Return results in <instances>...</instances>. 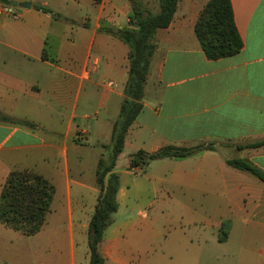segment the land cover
<instances>
[{
	"label": "crops",
	"instance_id": "crops-1",
	"mask_svg": "<svg viewBox=\"0 0 264 264\" xmlns=\"http://www.w3.org/2000/svg\"><path fill=\"white\" fill-rule=\"evenodd\" d=\"M135 1L158 9L157 0ZM207 1L178 0L154 34L143 107L115 164L118 208L101 241L105 264H264V182L226 162L243 158L264 172V144L236 148L264 140V0H230L243 47L215 60L194 32ZM130 12L129 0H0V192L14 169H32L54 187L35 234L0 223V264L89 263L99 148L110 143L128 77V46L105 28L131 26ZM199 144L213 149L130 166L138 150ZM158 197L180 204V219L160 222ZM243 252L261 259L240 262Z\"/></svg>",
	"mask_w": 264,
	"mask_h": 264
},
{
	"label": "trees",
	"instance_id": "trees-1",
	"mask_svg": "<svg viewBox=\"0 0 264 264\" xmlns=\"http://www.w3.org/2000/svg\"><path fill=\"white\" fill-rule=\"evenodd\" d=\"M100 0H94L99 2ZM131 1L128 16L129 27H106L105 31L123 41L128 46V77L124 87L126 97L123 99L119 114L112 125L109 144H101V154L95 169V184L98 195L88 229V264H105L100 251L105 229L113 222L117 211L116 199L119 188V175L114 170L119 154L123 150L127 131L143 107L144 86L155 44L153 37L157 29L169 25L177 7L178 0H157L158 9L154 12L142 6L140 1ZM9 3V2H8ZM42 11H50L42 5H34ZM194 32L200 47L207 58L215 60L238 53L243 41L237 31L230 0H208L200 11ZM31 125L28 122H21ZM264 140L244 147H259ZM213 146L199 144L194 147H177L167 145L152 153L143 150L134 152L130 157V166L146 165L149 161L164 157H187ZM230 166L251 173L264 182V172L243 158L226 160ZM52 183L32 169H14L9 172L0 192V223L19 231L24 235L35 234L45 222L53 199ZM229 222L221 224L219 241L227 237Z\"/></svg>",
	"mask_w": 264,
	"mask_h": 264
},
{
	"label": "rangeland",
	"instance_id": "rangeland-1",
	"mask_svg": "<svg viewBox=\"0 0 264 264\" xmlns=\"http://www.w3.org/2000/svg\"><path fill=\"white\" fill-rule=\"evenodd\" d=\"M57 127H60V124H57ZM58 131V130H57ZM90 143V141H89ZM88 142H83L81 143V147H80V153H81V158L83 160L84 163H88L89 162V158H90V154L92 155L91 151H89L88 149ZM99 150L101 151V148H99ZM222 152L227 154V155H233L231 154V151L229 148H223ZM75 153V150L72 149V147L69 148V157L71 158V156ZM101 154V153H100ZM154 210H157V212H159V214H166V216H161V218H163L161 221H165V218H169L171 219V217H176L177 219H180V215L178 213L181 212V206L178 203L175 202H168V203H163L160 200V197H158V199L156 200L155 203V208ZM175 215V216H174ZM172 222H174V220H172ZM164 223H159V226L163 225ZM160 253V251H159ZM255 259H261L260 256H257L255 253L254 254H250V255H246L244 252L240 253L238 261L246 263L247 260H255ZM169 261V260H168Z\"/></svg>",
	"mask_w": 264,
	"mask_h": 264
},
{
	"label": "built area",
	"instance_id": "built-area-1",
	"mask_svg": "<svg viewBox=\"0 0 264 264\" xmlns=\"http://www.w3.org/2000/svg\"><path fill=\"white\" fill-rule=\"evenodd\" d=\"M13 9H14V7L12 5H6V6L3 7L2 12L5 13V14L12 15L13 14Z\"/></svg>",
	"mask_w": 264,
	"mask_h": 264
},
{
	"label": "water",
	"instance_id": "water-1",
	"mask_svg": "<svg viewBox=\"0 0 264 264\" xmlns=\"http://www.w3.org/2000/svg\"><path fill=\"white\" fill-rule=\"evenodd\" d=\"M13 5H19L21 7H27V8L31 6L30 2H17V1H13Z\"/></svg>",
	"mask_w": 264,
	"mask_h": 264
}]
</instances>
